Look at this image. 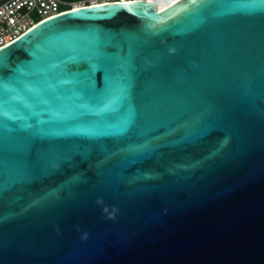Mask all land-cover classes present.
I'll return each mask as SVG.
<instances>
[{
  "label": "water",
  "instance_id": "obj_1",
  "mask_svg": "<svg viewBox=\"0 0 264 264\" xmlns=\"http://www.w3.org/2000/svg\"><path fill=\"white\" fill-rule=\"evenodd\" d=\"M0 264H264V0L83 5L0 48Z\"/></svg>",
  "mask_w": 264,
  "mask_h": 264
},
{
  "label": "built area",
  "instance_id": "obj_2",
  "mask_svg": "<svg viewBox=\"0 0 264 264\" xmlns=\"http://www.w3.org/2000/svg\"><path fill=\"white\" fill-rule=\"evenodd\" d=\"M130 0H0V48L38 23L83 5Z\"/></svg>",
  "mask_w": 264,
  "mask_h": 264
},
{
  "label": "bare ground",
  "instance_id": "obj_3",
  "mask_svg": "<svg viewBox=\"0 0 264 264\" xmlns=\"http://www.w3.org/2000/svg\"><path fill=\"white\" fill-rule=\"evenodd\" d=\"M175 1L176 0H167V2H162V3H158V2H155V1H152V2H155L159 8H164L165 6H168L169 4H172ZM94 4H97V3H94Z\"/></svg>",
  "mask_w": 264,
  "mask_h": 264
},
{
  "label": "rangeland",
  "instance_id": "obj_4",
  "mask_svg": "<svg viewBox=\"0 0 264 264\" xmlns=\"http://www.w3.org/2000/svg\"><path fill=\"white\" fill-rule=\"evenodd\" d=\"M155 2L162 3V2H167V0H155Z\"/></svg>",
  "mask_w": 264,
  "mask_h": 264
},
{
  "label": "trees",
  "instance_id": "obj_5",
  "mask_svg": "<svg viewBox=\"0 0 264 264\" xmlns=\"http://www.w3.org/2000/svg\"><path fill=\"white\" fill-rule=\"evenodd\" d=\"M69 1H72V2H79V1H83V0H69ZM150 1H155V0H150Z\"/></svg>",
  "mask_w": 264,
  "mask_h": 264
}]
</instances>
